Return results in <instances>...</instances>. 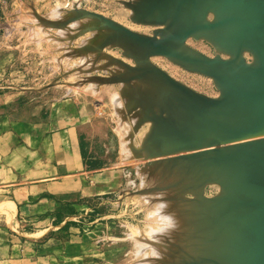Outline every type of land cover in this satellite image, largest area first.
Returning <instances> with one entry per match:
<instances>
[{
	"label": "bare ground",
	"instance_id": "obj_1",
	"mask_svg": "<svg viewBox=\"0 0 264 264\" xmlns=\"http://www.w3.org/2000/svg\"><path fill=\"white\" fill-rule=\"evenodd\" d=\"M123 3L133 22L158 26L155 30L168 58L188 71L208 73L218 88L210 96L180 82L150 60L155 52L151 43L158 38L151 41L133 29L104 21L102 15L85 13L83 21H74L76 26L68 25L76 32L57 27L67 34L62 33L64 39L87 29L95 31L83 39L87 45L67 53L79 54L85 64L95 60L94 70L108 72L86 75L90 85L118 86L110 101L121 125H129L121 140L146 177L134 195L150 202L163 221L147 232L165 246L159 251L154 245L158 249L153 247V253L162 262L153 261L264 264V0ZM82 11L76 9L70 16ZM190 36L208 40L213 57L228 56L231 61L202 62L203 56L185 41ZM250 39L256 43L248 63L244 52L252 53L245 47ZM113 46L120 47L125 57L104 50ZM138 133L136 144L133 138ZM222 146L229 149L221 150ZM208 185L216 186V193L207 194Z\"/></svg>",
	"mask_w": 264,
	"mask_h": 264
},
{
	"label": "rangeland",
	"instance_id": "obj_2",
	"mask_svg": "<svg viewBox=\"0 0 264 264\" xmlns=\"http://www.w3.org/2000/svg\"><path fill=\"white\" fill-rule=\"evenodd\" d=\"M123 1L0 0L1 113L11 121L36 123L46 130L55 125L75 132L85 169L92 174L87 182L77 180L72 186L75 192L68 201L72 205L66 206L71 216L68 228L58 234H50L52 238L46 243L42 238L34 241L37 254L49 255L54 264H142V260L148 259L149 264L164 263L154 262L153 259L158 257L153 252L158 249L155 244H158L159 251H163L165 246L157 238L150 239L147 235L149 229L162 226L163 221L157 210L150 207V202L139 200L134 195L146 177L140 173L138 164L132 161V155L129 156L130 152L121 140L129 125L125 122L121 125L113 113L110 98L118 86L101 83L97 88L90 85L89 79L84 78L86 75L96 71L102 76L108 72L94 70L95 60L90 65V62L85 64L81 61L79 54L68 55V50L72 52L75 47L87 45L83 42L85 38L95 34V31L87 29L77 33L73 39L68 38V42L64 39L65 32L75 28L74 21L81 22L88 14L102 15L104 21L110 20L118 26L121 24L133 29L151 41L158 38L153 42L157 46L151 43L155 52L151 53L150 60L155 65L198 92L211 96L218 91L208 73L188 71L168 58V49L156 31L158 26L133 22ZM79 8L83 9L81 14L71 17L70 13L74 15L73 12ZM64 14L68 16L66 21ZM71 23L73 29L68 27ZM57 27H63L64 38L63 30ZM154 33L156 37H153ZM185 41L203 56L201 60L204 63L231 61L228 56L213 57V45L206 39L190 36ZM255 43L250 39L245 47L252 51L251 45ZM104 50L116 57H125L118 46ZM253 55V51L246 49L244 52L248 63L253 61ZM91 86L96 90L92 91ZM139 133L134 136L133 143L139 141ZM216 191L217 187L213 185L206 188L207 194ZM71 233L75 234L74 237H70ZM153 247H156L154 251Z\"/></svg>",
	"mask_w": 264,
	"mask_h": 264
},
{
	"label": "crops",
	"instance_id": "obj_3",
	"mask_svg": "<svg viewBox=\"0 0 264 264\" xmlns=\"http://www.w3.org/2000/svg\"><path fill=\"white\" fill-rule=\"evenodd\" d=\"M91 176L75 132L11 121L0 111V264H54L34 241L68 228L72 186Z\"/></svg>",
	"mask_w": 264,
	"mask_h": 264
}]
</instances>
